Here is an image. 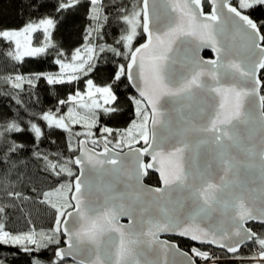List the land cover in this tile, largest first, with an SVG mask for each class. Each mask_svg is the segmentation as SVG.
<instances>
[{"label": "snow or ice", "instance_id": "snow-or-ice-1", "mask_svg": "<svg viewBox=\"0 0 264 264\" xmlns=\"http://www.w3.org/2000/svg\"><path fill=\"white\" fill-rule=\"evenodd\" d=\"M20 4L22 25L0 24V63L12 67L0 80L16 90L0 106V264H221L213 247L264 264V0ZM81 15L88 44L66 56L54 33ZM97 50L124 61L110 82L88 78L83 93L44 106L37 85L88 76ZM46 56L57 73L19 71ZM122 78L138 92L135 119L113 129L101 113L119 111ZM53 137L65 151L42 147ZM150 171L160 186L144 183ZM29 203L51 211L49 228L33 223Z\"/></svg>", "mask_w": 264, "mask_h": 264}, {"label": "trees", "instance_id": "trees-1", "mask_svg": "<svg viewBox=\"0 0 264 264\" xmlns=\"http://www.w3.org/2000/svg\"><path fill=\"white\" fill-rule=\"evenodd\" d=\"M22 7L20 4V0H0V24L4 26L18 27L22 25L24 19L18 14V10ZM86 20L84 17L77 16L72 20H68L62 26L59 27V31L54 33L56 38L63 44L65 55L73 50L75 47H79L82 44L87 45L88 41L83 39L84 33L83 29L86 25ZM106 30L109 35L105 38L108 43H111L112 36L115 32V29L112 27L106 26ZM40 34L37 33V36ZM35 38L33 43L35 44ZM140 42H143L142 40ZM93 43H98V41H93ZM98 52V50H97ZM98 55L102 57V60H98L97 69L88 74V76H81L79 81L73 82L72 85H59V86H49L43 81H41L37 85V89L40 93L41 99L44 101V106H52L55 103L56 96L64 99L66 98L69 92H75L79 89L82 93L86 90L84 80L91 78L97 85H103L107 82H110V77L112 73L115 71V65L117 62H124L119 58L113 60L111 54L108 53H99ZM206 57H210V53L204 54ZM18 69L21 73H27L30 71H47L52 73H57L59 71V66L53 63V58L51 56H46L42 59H34V58H26L25 62L22 65L18 66ZM12 71V67L10 64L0 63V74L8 73ZM54 88V92H53ZM16 90L8 87L3 84V81L0 80V106L5 103H10L7 100V93H15ZM35 91V90H33ZM114 91L117 94L119 104V111L115 113H111L108 115H104L101 113V123L106 124L113 129H123L129 126L132 120L135 119L134 114V106L131 101V97L136 96L131 87L128 84V81L123 80L121 82H116L114 85ZM20 97L27 100L28 93L22 92ZM137 97V96H136ZM70 106V105H69ZM82 130L80 126H77L73 129V131ZM53 139H57V145H42L44 148H56L59 147L61 151H65L63 146L62 137H53ZM70 155V153H68ZM147 182L151 185H159L158 178L155 174L149 173L147 178ZM29 208L33 211V223L38 228H49L52 223V213L49 210L44 209L43 207L35 204L29 203ZM24 222L19 221L15 227L19 229L24 228ZM255 228L257 230L260 229V225L256 224ZM175 241L181 242L183 240L175 239ZM63 243V241H62ZM181 247H184L181 244ZM245 256H250L251 253L248 251H242ZM51 254V253H49ZM11 260L12 258L9 257ZM18 259V264H27V258L21 255ZM225 264H239V261H226ZM223 264V263H221Z\"/></svg>", "mask_w": 264, "mask_h": 264}, {"label": "water", "instance_id": "water-1", "mask_svg": "<svg viewBox=\"0 0 264 264\" xmlns=\"http://www.w3.org/2000/svg\"><path fill=\"white\" fill-rule=\"evenodd\" d=\"M210 53L211 54V56L210 57H206L204 54L205 53ZM201 56H203L206 60L207 59H213V58H215V53L211 50V49H208V48H205V49H203L202 51H201ZM128 84H129V82H128ZM129 86H130V84H129ZM131 87V86H130ZM131 89L133 90V92L135 93V95L138 97V92L136 91V89L135 88H133V87H131ZM140 145H137V147H139ZM102 149L101 148H98L97 149V151H101ZM125 151H126V149H125ZM150 173H152V174H155L156 176H157V178H158V174L157 173H155V172H151L150 171ZM147 178L148 177H145L144 178V183L146 184V185H151V184H149L148 182H147ZM158 182H159V179H158ZM151 186H153V187H156V186H160V182H159V185H151ZM121 223H123V224H130L131 223V221L129 220V218L128 217H121ZM259 225V224H258ZM172 238H181V239H186V240H188L187 238H182V237H178V236H172V235H170V234H163L162 236H161V239H172ZM190 241V240H189ZM177 242V241H176ZM191 243H193L194 245H199L197 242H193V241H190ZM200 246V245H199ZM183 249V248H182ZM213 249H215V250H219V249H216V248H214L213 247ZM183 250H185V249H183ZM185 251H188V250H185ZM220 251H222V250H220ZM228 255H231L232 256V254H228ZM198 264V263H197Z\"/></svg>", "mask_w": 264, "mask_h": 264}, {"label": "flooded vegetation", "instance_id": "flooded-vegetation-1", "mask_svg": "<svg viewBox=\"0 0 264 264\" xmlns=\"http://www.w3.org/2000/svg\"><path fill=\"white\" fill-rule=\"evenodd\" d=\"M173 239V238H172ZM175 239H179V240H183L181 242H178L177 243L179 244V246L181 247L180 243L183 244L184 247H181L185 250H190V248L194 245L193 243H191L189 240H186V239H181V238H175ZM196 247H201L199 245H195ZM213 251H215L218 255H221V263L225 264L227 262H222V261H232L233 263L235 262V260H233L232 258H229V259H222V258H226V257H231L230 255L226 254V253H223L222 251L220 250H215V249H212ZM246 251V250H244ZM198 264H201V262L198 260L197 261Z\"/></svg>", "mask_w": 264, "mask_h": 264}, {"label": "rangeland", "instance_id": "rangeland-1", "mask_svg": "<svg viewBox=\"0 0 264 264\" xmlns=\"http://www.w3.org/2000/svg\"><path fill=\"white\" fill-rule=\"evenodd\" d=\"M80 131H84V129L80 130Z\"/></svg>", "mask_w": 264, "mask_h": 264}]
</instances>
